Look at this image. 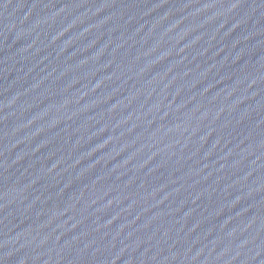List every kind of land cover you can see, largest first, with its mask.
Listing matches in <instances>:
<instances>
[{"label": "water", "instance_id": "1", "mask_svg": "<svg viewBox=\"0 0 264 264\" xmlns=\"http://www.w3.org/2000/svg\"><path fill=\"white\" fill-rule=\"evenodd\" d=\"M0 264H264V0H0Z\"/></svg>", "mask_w": 264, "mask_h": 264}]
</instances>
